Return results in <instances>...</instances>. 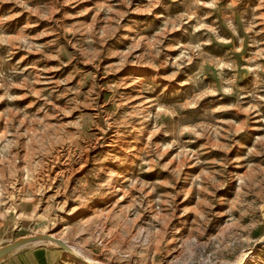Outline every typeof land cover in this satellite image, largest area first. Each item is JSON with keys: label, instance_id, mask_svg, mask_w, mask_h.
Here are the masks:
<instances>
[{"label": "rangeland", "instance_id": "obj_1", "mask_svg": "<svg viewBox=\"0 0 264 264\" xmlns=\"http://www.w3.org/2000/svg\"><path fill=\"white\" fill-rule=\"evenodd\" d=\"M17 242L0 262L264 264V0H0Z\"/></svg>", "mask_w": 264, "mask_h": 264}, {"label": "crops", "instance_id": "obj_2", "mask_svg": "<svg viewBox=\"0 0 264 264\" xmlns=\"http://www.w3.org/2000/svg\"><path fill=\"white\" fill-rule=\"evenodd\" d=\"M51 255L45 249L24 248L1 261L0 264H51Z\"/></svg>", "mask_w": 264, "mask_h": 264}, {"label": "water", "instance_id": "obj_3", "mask_svg": "<svg viewBox=\"0 0 264 264\" xmlns=\"http://www.w3.org/2000/svg\"><path fill=\"white\" fill-rule=\"evenodd\" d=\"M21 243H22V242H21ZM21 243H20V242H17V243H14V244H12V245H8V246H6V247L0 248V254L4 253L5 251H7V250H9V249H12V248H14V247L20 245Z\"/></svg>", "mask_w": 264, "mask_h": 264}, {"label": "bare ground", "instance_id": "obj_4", "mask_svg": "<svg viewBox=\"0 0 264 264\" xmlns=\"http://www.w3.org/2000/svg\"><path fill=\"white\" fill-rule=\"evenodd\" d=\"M50 238H52L51 236H50ZM53 239H55V238H53ZM48 241H50V242H54V240H48ZM40 242H42L41 240H38V241H35V242H32V244H37V243H40ZM64 243V242H63ZM66 244V243H65ZM37 245H39V244H37ZM21 247V246H20ZM19 247V248H20ZM68 247V246H67ZM73 252V251H72ZM74 253V252H73ZM76 254V253H75ZM76 256H77V254H76ZM79 256V255H78ZM73 258H76V257H73ZM82 258V257H81ZM82 259H84V258H82ZM84 261H87V262H90V263H94V261L93 260H91V259H84ZM95 264V263H94Z\"/></svg>", "mask_w": 264, "mask_h": 264}]
</instances>
